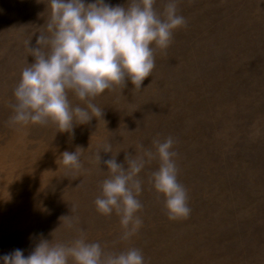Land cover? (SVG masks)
Segmentation results:
<instances>
[{
  "label": "rangeland",
  "instance_id": "374dc122",
  "mask_svg": "<svg viewBox=\"0 0 264 264\" xmlns=\"http://www.w3.org/2000/svg\"><path fill=\"white\" fill-rule=\"evenodd\" d=\"M48 3L0 0V257L16 249L27 257L41 239L69 243L83 230L106 251L140 249L146 264H264V0H179L188 26L156 50L141 90L130 81L122 91L105 90L93 101L103 119L74 125L72 135L51 123L19 131L9 124L14 88L34 62L26 42L35 47L45 31ZM68 98L86 106L72 92ZM157 137L174 140L190 217L167 218L149 183L159 166L153 161L139 174L143 226L122 240L119 216L94 205L108 176L104 161L118 153L124 163L139 144L154 151ZM106 142L112 153L102 152ZM77 146L85 150L82 168L66 169L60 155Z\"/></svg>",
  "mask_w": 264,
  "mask_h": 264
},
{
  "label": "clouds",
  "instance_id": "9594fccd",
  "mask_svg": "<svg viewBox=\"0 0 264 264\" xmlns=\"http://www.w3.org/2000/svg\"><path fill=\"white\" fill-rule=\"evenodd\" d=\"M156 2L128 0L127 6H111L104 0L87 4L49 0L45 31L39 33L35 47H30L31 40L26 42L34 62L22 69L14 88L9 124L19 131L30 124L51 123L57 132L72 135L74 125L103 119V109L93 101L105 90L122 91L130 81L133 91H140L156 66V50L167 49L174 31L188 26L179 14V0H167L162 10ZM69 92L86 106L74 107ZM152 145L154 151L139 144L134 156L126 151L124 163H117L118 153L104 161L108 176L100 183L94 205L101 215L115 212L119 216L122 240H129L143 226L137 215L143 209L138 199L143 184L139 174L153 161L159 166L150 174L149 183L157 197L164 198L167 218L177 221L191 214L188 191L178 180L173 138L161 141L157 137ZM84 152L77 146L75 152L61 153L59 160L66 169L79 171ZM102 152L112 153L110 142L103 144ZM96 160L101 163L100 152ZM60 219L73 227L69 216ZM0 259L3 264H146L140 249L106 251L99 242H89L83 230L69 243L41 239L27 257L16 249Z\"/></svg>",
  "mask_w": 264,
  "mask_h": 264
}]
</instances>
